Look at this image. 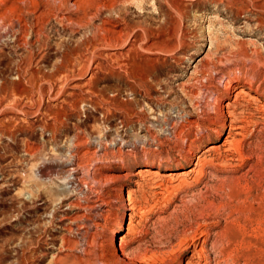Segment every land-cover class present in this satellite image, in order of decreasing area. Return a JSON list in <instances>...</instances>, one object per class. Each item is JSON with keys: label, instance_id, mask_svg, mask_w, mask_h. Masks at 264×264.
Returning a JSON list of instances; mask_svg holds the SVG:
<instances>
[{"label": "rangeland", "instance_id": "obj_1", "mask_svg": "<svg viewBox=\"0 0 264 264\" xmlns=\"http://www.w3.org/2000/svg\"><path fill=\"white\" fill-rule=\"evenodd\" d=\"M231 1L0 2V264H264V9ZM239 70L263 88L234 91L242 152L195 166L221 133L166 163ZM76 164L87 186L66 183Z\"/></svg>", "mask_w": 264, "mask_h": 264}, {"label": "bare ground", "instance_id": "obj_2", "mask_svg": "<svg viewBox=\"0 0 264 264\" xmlns=\"http://www.w3.org/2000/svg\"><path fill=\"white\" fill-rule=\"evenodd\" d=\"M2 0H0L1 2ZM213 1V0H212ZM217 1V0H215ZM231 1V0H230ZM244 1V0H243ZM247 1V0H246ZM253 1V0H252ZM222 2V1H220ZM226 2V1H225ZM233 4V1H231ZM239 2V1H238ZM237 2V3H238ZM249 2V1H248ZM254 2V1H253ZM258 2V5L256 6L257 8L256 9H260V10H263L264 9V0H259L257 1ZM216 3V2H215ZM218 3V2H217ZM236 3V4H237ZM240 3V2H239ZM238 3V4H239ZM228 4V3H227ZM230 4V3H229ZM250 4V3H249ZM241 5V4H240ZM246 5H247V2H246ZM253 5V4H252ZM228 6V5H227ZM243 6V5H241ZM234 7V6H232ZM249 7V6H248ZM254 7V6H253ZM241 8V7H240ZM226 9V8H225ZM242 9V8H241ZM249 10V9H247ZM264 11V10H263ZM240 12V10H239ZM258 13V12H257ZM264 12H262L263 14ZM260 14V13H259ZM261 16V14H260ZM264 16V14H263ZM259 18V16H258ZM257 19V18H256ZM259 20V19H258ZM260 21H261V18H260ZM264 22V21H262ZM258 23V21H257ZM264 26V24H261ZM260 26V25H259ZM170 34V33H169ZM125 34H123V37H124ZM171 36V35H169ZM127 37V36H126ZM137 37V36H135ZM142 37V36H141ZM129 38V37H128ZM131 40V39H130ZM142 40V39H141ZM140 40V41H141ZM126 41V40H125ZM125 41L123 43H125ZM164 41V40H163ZM128 42V40H127ZM134 42V41H133ZM162 42V41H161ZM135 43V42H134ZM126 44V43H125ZM128 45V44H127ZM149 45V44H148ZM154 45V43L151 44L150 48ZM133 45L132 43L129 44V47L128 49L126 50L127 53L128 52H132L133 51ZM139 48V47H137ZM149 49V48H148ZM125 51V52H126ZM147 51V50H146ZM120 54V53H119ZM115 55V54H114ZM128 55V54H127ZM255 55V54H254ZM257 55V54H256ZM117 56V55H116ZM115 56V57H116ZM247 56V55H246ZM250 56V55H248ZM252 56V55H251ZM259 56V55H257ZM114 57V56H113ZM224 59V58H223ZM227 60V58H225ZM257 59V58H256ZM241 60V59H239ZM258 60V59H257ZM262 60V59H261ZM124 61V60H123ZM224 61V60H223ZM254 61V60H253ZM250 58V62L248 61V63H251V67L252 69H256V63L255 65L253 64V62ZM260 61V60H258ZM222 60H218L217 62H209L210 65L206 68H204L203 72H202V76L205 80H211L214 76V71L216 73V70L215 68L217 67V65L219 63H221ZM261 62V61H260ZM247 63V62H246ZM122 64V63H121ZM222 64V63H221ZM123 65L124 67L128 65V63L126 61L123 62ZM248 65V64H247ZM263 65V64H262ZM250 66H246L248 68H250ZM258 67V66H257ZM247 68V69H248ZM260 68V67H259ZM251 69V68H250ZM244 70V69H242ZM259 70V69H258ZM129 72L128 71V68L125 67L124 70H123V73L128 76L129 75ZM68 73V72H67ZM234 73V72H233ZM232 72L231 73H223L222 75H220V79L219 81L221 82L222 80V89H217L216 90H213L212 92L209 93V95L207 96L208 97V101H210L208 103V108L211 109V112L208 114V121L210 123V125L206 126L205 130H202L201 127V130H199L200 132H196V135H198L197 139L196 140H189L186 139L189 143L186 145L187 149L185 150V153L183 154L182 153V150H183V147L181 149L178 150V158L177 157H169L166 159V163L170 164V163H174V161H178L179 159L182 160V162L184 163H188L189 160H191V158L193 159L195 153H190V149H191V144H193V141H196V143L194 144V152H197L201 142L203 139H210L212 137H215L216 135L218 134H225L224 137L222 138L221 140V144L219 145H215V144H211V146L205 150L202 151V154H205L202 158H200V156H196L195 155V158L197 159V162L195 166H198L200 164H209V163H213L215 161V159H217L216 155H218L219 157L225 159V160H228V157H227V153H231L232 151H235V152H238L239 154L242 152L241 151V144H233V141H234V137L235 136H240L243 131L245 130L246 128V124H248L247 122H250L248 121L244 116H243V113L240 108L243 106L240 104V98H241V90L237 91V92H234L235 89H237L238 87L240 86H243L244 84L248 85V89H252L254 88L256 92H259L261 91V84H257L256 85V78L255 76H252V78H247L245 77V73L244 72H240V70L238 71V73H241L243 76L240 77V75H236V74H233ZM73 74V72H72ZM144 75V74H143ZM257 75V74H256ZM258 77V76H257ZM215 78V77H214ZM42 81V80H41ZM50 81V80H49ZM60 81V80H59ZM256 81V82H255ZM203 82V81H202ZM60 84V83H59ZM38 87V86H37ZM58 88V87H57ZM22 90V88H20ZM50 89V88H49ZM253 90V89H252ZM16 91V90H15ZM20 91V90H19ZM55 91V90H54ZM47 93V92H46ZM196 93V92H195ZM40 94V93H39ZM58 94V93H57ZM198 95V94H197ZM260 96V95H259ZM49 97V96H48ZM226 98V101L225 102H222V98ZM243 97V96H242ZM254 98V97H253ZM231 100V101H229ZM207 101V102H208ZM246 101V100H245ZM247 102V101H246ZM243 104V103H242ZM244 109V108H242ZM248 111V110H247ZM253 113V112H252ZM211 114H213V116H211ZM247 117V116H246ZM189 121V120H188ZM175 123L171 124V126L168 128V132H169V136L171 137H174V131L173 129L175 128ZM225 126L227 127V131L224 132V128ZM10 128V127H9ZM204 129V128H203ZM176 134V133H175ZM243 136V135H241ZM166 137V136H165ZM196 138V136H195ZM170 139V138H169ZM158 141V140H157ZM207 141V140H206ZM236 141V140H235ZM242 141V140H241ZM240 141V142H241ZM237 143H240L239 141H236ZM160 143V142H158ZM242 143V142H241ZM148 145V144H147ZM160 145V144H158ZM243 145V144H242ZM143 147V145H142ZM145 153L147 152L146 149L144 148ZM222 151L224 154H219V152ZM244 152V151H243ZM243 154V153H242ZM72 156V155H71ZM76 156V155H74ZM233 156V155H232ZM227 157V158H226ZM230 159V158H229ZM163 161V160H162ZM176 161V162H177ZM79 162V161H78ZM164 162V163H165ZM196 162V161H195ZM202 162V163H201ZM216 163V162H215ZM202 164V165H203ZM201 166V165H200ZM231 167V166H230ZM79 165L76 164V166L72 169H70L67 173V176H66V183L70 184L71 188H80L81 186H87L86 185V182L85 180L82 179V176L84 175L82 173V171H80L79 169ZM212 168V167H211ZM218 170V169H217ZM150 170L148 169V167H143L141 168V170L138 171L137 174L141 175L143 173H148ZM192 171V169H191ZM84 172V171H83ZM150 173V172H149ZM153 172H151L152 174ZM182 173V172H181ZM180 174V173H179ZM173 175V174H172ZM147 176V175H146ZM169 176V175H168ZM84 188V187H83ZM87 189V188H86ZM85 189V190H86ZM59 190V189H58ZM79 191V190H78ZM84 191V190H83ZM89 189L88 190V193L90 196H88L90 198V201L92 202V204L94 205V207L96 208V210L98 211V209L101 208L102 206V203H101V198L98 197V195L96 194V191H91ZM98 191V190H97ZM99 192V191H98ZM97 192V193H98ZM99 194V193H98ZM87 197V199H88ZM246 198V197H245ZM83 199V198H82ZM244 199V198H243ZM246 201L243 200V202H245V206H246V209H250L249 211L252 213L254 212L256 209L254 208L255 206H252L253 204H251L247 199H245ZM85 204V203H84ZM91 204V205H92ZM260 204V203H259ZM92 205V206H93ZM105 205V204H104ZM88 206V205H87ZM264 206V205H263ZM86 208V207H85ZM93 208V209H95ZM259 208H261V205H259ZM92 210V209H90ZM105 211V210H104ZM94 212V211H93ZM261 215L264 217V210L262 209L261 210ZM98 213V212H97ZM255 213V212H254ZM95 214V213H94ZM101 214V213H100ZM99 214V215H100ZM98 215V217H99ZM259 215V214H258ZM91 223V222H90ZM83 225V224H82ZM84 227V226H83ZM122 226H119L118 229L116 230V232L118 233L120 230H121ZM83 232V230H81ZM86 232V231H85ZM264 232V231H263ZM82 235V234H80ZM85 235V234H84ZM79 237V236H78ZM82 237V236H81ZM86 237V236H85ZM84 237V238H85ZM123 237V236H122ZM83 238V237H82ZM87 238V237H86ZM85 240V239H84ZM89 241V240H88ZM87 241V242H88ZM120 241H123V240H120ZM82 242V241H81ZM83 243V242H82ZM85 243V241H84ZM80 243L77 244V246L79 245ZM121 242L118 243V247L121 246ZM84 245V244H83ZM116 247V246H115ZM202 247V246H201ZM220 248V247H219ZM83 249V248H82ZM80 249V250H82ZM85 249V248H84ZM203 249V247H202ZM84 251V250H83ZM86 251V250H85ZM221 252V251H220ZM83 253V252H82ZM220 254V253H219ZM209 262H205V264H208ZM187 264H190V263H187Z\"/></svg>", "mask_w": 264, "mask_h": 264}]
</instances>
